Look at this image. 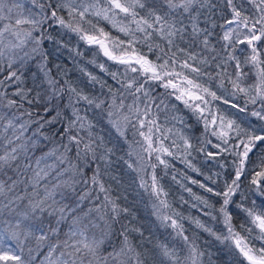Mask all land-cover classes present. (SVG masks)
I'll return each instance as SVG.
<instances>
[{"label": "snow or ice", "instance_id": "snow-or-ice-1", "mask_svg": "<svg viewBox=\"0 0 264 264\" xmlns=\"http://www.w3.org/2000/svg\"><path fill=\"white\" fill-rule=\"evenodd\" d=\"M31 5L24 8L14 0H0V70L7 59L9 72L5 80L20 81L19 69L12 70L17 60L23 66L39 57L38 67L51 89L50 99L63 100L67 93L65 107L71 108L72 114L62 132H53V136L60 137L58 145L37 157L33 165L31 150L52 138L42 130L56 123L60 112L48 119L25 111L21 116L28 119L21 122V116L15 112L0 111V262L34 264V253L46 246L47 254L40 264H145L141 257L146 254L137 252L129 241L130 231H140L135 227L122 224L119 235L123 241L119 249L102 251L114 225L128 209L109 195L111 189L99 178V166L91 184L103 194L100 204L83 214L77 213L91 189L79 194L75 206L62 203L77 184L89 183L83 179L86 165L100 161L107 167L113 153L102 138L93 136L91 121L80 115L77 105L83 102L106 111L117 135L125 138L128 157L135 158L125 163L137 173L140 187L153 198V214L162 227L173 230L175 238L187 250L181 258L174 246L160 244L159 252L153 253V264L166 261L167 264H204L205 252L200 250L195 238L185 235L183 219H189L223 245L221 251L228 257L226 264H264V0H31ZM101 21L120 35L107 31ZM217 28L219 32L215 31ZM56 29L75 34L88 47L98 49L94 56L102 54L107 61L121 66L110 71L105 63L97 65L123 91L80 69L89 83L107 88L111 101L107 108H104L105 100L85 94L67 79L60 84L49 75L43 45L45 41H53L52 31ZM54 42L63 46L60 41ZM142 48H147V52ZM69 51L82 55L75 49ZM238 51L244 53L243 57L237 55ZM148 53H153L155 58H150ZM253 77L254 81L247 83ZM3 84L0 80V85ZM155 88L164 92L154 96ZM13 96L19 97V103L0 92V108L22 109L27 94L17 88ZM128 97L132 99L126 103ZM169 98L179 101L202 121L206 135L200 139L199 146L189 137L158 123L160 113L168 109ZM27 103L31 105L33 100ZM219 105L227 107L221 109ZM171 107L175 109L176 105ZM44 111H49L47 105ZM172 119L181 121L178 116ZM33 124L35 131L26 136ZM129 129L131 142L127 141ZM85 131L87 138L82 135ZM176 135L182 143L173 138ZM209 135L218 143L209 139ZM208 145L216 151H211ZM73 149L74 157L70 155ZM193 151L208 161L219 159L220 169H225L228 163L223 157L234 158L230 177H222L220 172L204 176L212 185L223 178L222 190L181 174L189 184L219 197V208L186 187L175 173L172 175L183 191L210 210L204 215L214 221L222 218L224 230L220 232L213 231L200 219L184 217L167 199H162L168 193L160 183L157 167L163 166L167 175L172 167L167 159L170 157L179 159L197 176L203 175L189 159ZM49 158H53L52 163L48 162ZM148 168L152 169L151 183L145 179ZM246 180L245 191L242 185ZM58 195L60 200L56 199ZM237 195L239 202L234 199ZM95 199L99 200V195ZM249 199L251 206H246L244 201ZM230 205H235L246 217L239 228ZM211 210L218 212L219 217ZM93 212L96 217L92 216ZM209 264H214L210 254Z\"/></svg>", "mask_w": 264, "mask_h": 264}, {"label": "trees", "instance_id": "trees-1", "mask_svg": "<svg viewBox=\"0 0 264 264\" xmlns=\"http://www.w3.org/2000/svg\"><path fill=\"white\" fill-rule=\"evenodd\" d=\"M27 0H14L16 3H21ZM31 2V0H29ZM101 26L105 27L107 31H110L113 35L119 36L120 33L116 32L114 29H111L109 25L105 22H100ZM27 27V26H24ZM219 32V28L215 30ZM34 35H36L34 33ZM53 41H45L43 48L45 54L48 57L47 60V69L49 70V75L53 79L57 80L60 84H63L64 80L67 79L72 82L75 86L82 89L85 94L90 96H96L98 99H103L106 101L104 108H107V103H110V96L107 91V88H101L99 84H91L88 82V78L84 76L83 72L80 71L81 68H84L86 71L93 73L98 76L100 80L106 82V84L111 85L114 89L123 91L120 89V85L117 84L110 75L101 72L97 66L99 63H105L110 71H117L121 66L115 65L110 61H107L102 54L96 56L93 55L94 52L98 53V49L94 47H88L82 41L78 39L75 34L66 33L60 29L52 31ZM54 41H60L63 46L56 44ZM213 43H216L215 39ZM30 47V46H29ZM243 46H241L242 48ZM69 49H75L82 53V55L77 56L75 51L70 52ZM27 50V48L25 49ZM142 51L147 52V48H142ZM243 52L240 51L238 55L243 57ZM20 55H23V52H20ZM150 58L154 59L155 56L153 53H148ZM95 60L96 63L93 64L90 61ZM39 57L34 60H28V62L21 66L19 60L13 66L12 70L19 69L18 75L21 77L20 81H8L5 80V77L8 75L9 69L7 67L8 60H3V70H0V80L4 81L3 85H0V92L5 93L8 98L17 99L19 103V97L13 96V93L19 88L24 93L27 94V99L23 101V108L17 110L13 108L9 110L8 108H0V111L3 112H15L16 115L21 116V113L25 111H31L33 116L39 113L40 116H46L48 119L56 117V113L60 112V118L57 119V122L46 127L42 130L43 133L52 137L50 140H43L42 143L38 144L37 147L31 150L32 163L34 165L35 159L40 157L44 153H47L53 147L57 146L60 140L59 136H53V132H62L63 128L67 126L68 118L71 117V108H66L65 105L68 103L67 93L64 94V99H50L51 89L49 85L44 80L43 73L40 72L38 67ZM252 80L247 81V83H252ZM164 89L155 88L153 91L154 96H159L160 93H163ZM39 94V96H38ZM131 97H128L127 102L131 101ZM27 100H33V104H28ZM243 103V101H240ZM3 103H7L5 99ZM176 105L175 109H172V105ZM47 105L49 111L45 113L44 108ZM80 109V115L84 116L87 120L91 121L93 127L90 131L93 133V136L96 138H102L105 145L108 148L113 149V153L110 155L109 163L107 167L103 162L96 161L91 162L85 166V176L83 179H88L89 183L87 185L79 183L75 186L74 192H69L68 196L64 198L62 203L75 206L76 200L78 199L79 194H82L84 191L91 189L90 195L87 199L80 203L79 208L76 209L77 213L83 214L87 212L89 208H93L96 205H99L103 200V194L98 193L97 187L91 184V177L94 171L99 166L100 171V180L105 185L106 188H110L111 192L109 195L116 200V202L122 207L127 208L128 212L122 213L119 223H116L113 228L112 235L109 236L105 245L102 246L103 249L112 251L113 248L119 249L123 237L119 235L121 225H127L129 228H138L140 231H130L128 233L129 241L137 252L145 253V256L141 258L145 260V264H153V253H158V245L167 243L169 246H174L178 254L183 258L187 254V250L184 248L183 242L175 238V233L171 228L162 227L160 222L156 219L153 214L152 203L153 198H151L148 193L140 187V180L137 176V173L132 169H129L125 160L129 162L134 161L133 158L128 157L129 146L125 142V138L117 135L116 130L111 126L108 120L106 111L101 112L100 109H95L94 106H89L81 102L77 105ZM243 117V114L237 113ZM172 116H178L181 118L180 122L172 119ZM27 116H21V122L27 120ZM158 123L167 128H172L174 132L183 134L189 137L190 141L199 146L200 139L203 138L206 134L204 131V125L202 121H198L196 116L187 108L184 107L179 101H176L174 98H169L168 100V109L162 111L159 115ZM36 125L33 124L29 132L26 133V136H31L32 132L35 131ZM9 130V134H10ZM87 138V131L82 132ZM139 137H137L138 139ZM177 140L178 143H182L179 140V135L173 137ZM209 139L216 141L215 137L208 136ZM42 139V137H41ZM133 139L131 134V129H129L127 134V141L131 142ZM65 143L67 140L65 138ZM165 143H170V141H165ZM208 145L207 147L210 149ZM211 151L215 152L216 150ZM71 156H75V149L70 153ZM194 158V159H193ZM53 158H49L48 162L52 163ZM169 159L171 168L167 170L168 174H164L163 166H158L156 173L160 179L161 185L164 187L165 191L168 193L166 197L162 199H167L172 208L179 211L184 217H191L193 219H200L208 227L212 228L213 231L220 232L224 230V225L222 223V218L214 221L211 219V216L204 215L209 209H205L202 204L195 201L192 196L181 189L180 185L176 184L172 180L173 173L176 174L177 179H181L182 183L186 187L192 188L193 192L197 195H201L210 200V203L214 205V208H219V197H212L209 193L204 192L197 185L189 184L187 180H183L181 174L190 176L192 179L199 180L201 183H205L217 190H222L224 185V179L220 178L217 180L215 185L210 184L209 181L204 179V176H213L214 173L220 172L222 177L233 175L231 169V161L234 159L231 156L223 157L226 160L227 166L225 169H220L219 159L215 161H208L206 157L199 152L193 151L192 157L189 159L192 160L193 164L196 167L200 168L203 175L197 176L196 173L188 169L179 159ZM253 161L256 160V156L252 157ZM155 162V161H153ZM259 170V169H256ZM152 169L148 168L146 170L145 179L151 183V174ZM215 178V177H213ZM250 179V177H249ZM248 187L247 181L242 188L246 191ZM23 188V185H21ZM31 189H29L30 191ZM99 195L100 199H95ZM57 200H60V196L56 197ZM238 202L240 201L239 195L234 197ZM188 201V203H184ZM24 203H27L25 200ZM246 206H251V199L244 201ZM192 205H196L193 207ZM231 211L234 213V223L237 228L239 225L246 220L245 215L242 212H239L236 209L235 205H230ZM213 215L219 217V213L211 210ZM96 213L93 212L92 216L96 217ZM99 222V221H98ZM102 223V222H101ZM185 228V235L190 239L195 238L197 245L200 250L205 252V255L202 257L204 264H209V254L211 255V260L214 264H226L228 257L226 252L221 251L223 245L215 238L209 235L207 232L202 231L197 228L194 223L189 219L181 220ZM64 231L67 232V223H65ZM141 233L143 235H141ZM97 234H99L97 230ZM61 240L64 239L63 234L60 236ZM259 242V241H257ZM36 260L34 264H40L44 260L45 255L47 254V247L42 246L39 251L34 253ZM2 264V262H0ZM167 264V261L165 262Z\"/></svg>", "mask_w": 264, "mask_h": 264}, {"label": "rangeland", "instance_id": "rangeland-1", "mask_svg": "<svg viewBox=\"0 0 264 264\" xmlns=\"http://www.w3.org/2000/svg\"><path fill=\"white\" fill-rule=\"evenodd\" d=\"M21 4L23 5V7L24 8H29V7H32V5H31V2H29V0H27V1H23V2H21ZM83 42V41H82ZM84 43V42H83ZM240 53V51H238L237 52V55ZM219 107L221 108V109H223V108H226L227 106L226 105H219ZM229 111L230 112H235V110L234 109H229ZM218 143V142H217ZM210 147V149H211V146H209ZM212 150H216V149H212ZM250 169L252 168V164H249V166H248ZM247 181V180H246ZM245 181V182H246ZM255 243L257 244V245H259V242H257V241H255Z\"/></svg>", "mask_w": 264, "mask_h": 264}]
</instances>
